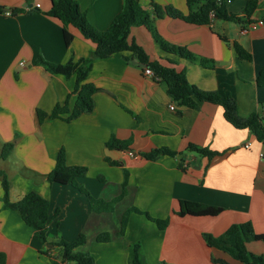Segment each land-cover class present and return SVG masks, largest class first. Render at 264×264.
<instances>
[{
  "label": "crops",
  "instance_id": "obj_1",
  "mask_svg": "<svg viewBox=\"0 0 264 264\" xmlns=\"http://www.w3.org/2000/svg\"><path fill=\"white\" fill-rule=\"evenodd\" d=\"M76 1L101 31L124 6V0ZM248 1L232 0L226 4L227 10L241 15ZM258 1L251 23L264 19V0ZM140 2L149 8L155 2L188 12L186 0ZM51 5V0H0V6L11 12L24 9L11 15L5 14L6 10L0 12V155L4 143L14 142L7 158L0 156V169L7 173L11 200L31 191L43 195L50 202L48 239L61 236L71 241L85 234L87 242L78 250L92 254L97 264H130L131 245L138 241L147 264H215L213 258L229 264H260L240 262L209 247L204 238L205 233L220 236L231 225L248 221L257 233H264V144L249 129L229 123L221 105L200 102L196 109L180 106L167 93L166 85L146 74L138 61L128 60L131 53L125 51L94 59L86 80L99 88L93 111L71 121L62 118L69 113L38 121V108L50 112L66 104L70 112L77 93L75 76L52 74L35 61L43 58L64 64L88 58L95 50V44L78 29H65L59 19L46 14ZM29 8L35 11H27ZM249 23L216 18L199 25L169 16L156 21L166 41L213 60V69L164 51L145 27H133L130 39L142 46L151 60L185 72L191 84L234 97L241 117L260 112L264 124V87L257 84L264 68V25L243 33ZM234 42L252 59H241ZM112 136L130 140L129 149L107 148ZM248 142L249 148L245 147ZM190 144L219 154L197 156L187 150ZM162 147L184 155H162L155 160L144 156ZM61 149H65L69 165L88 168L78 181L92 196L113 199L126 171L128 193L121 202L123 208L135 206L154 218L169 217V225L160 229L136 214L131 216L125 235L116 237L117 227L110 215L93 213L88 198L73 186L49 181ZM183 159L185 169L180 167ZM2 198L0 180V251L6 254V264H51L58 248L41 243L18 212L4 207ZM183 200L225 210L217 217L182 216L178 211ZM103 232L112 234L110 241H97ZM247 249L264 256L262 242H249Z\"/></svg>",
  "mask_w": 264,
  "mask_h": 264
},
{
  "label": "trees",
  "instance_id": "obj_2",
  "mask_svg": "<svg viewBox=\"0 0 264 264\" xmlns=\"http://www.w3.org/2000/svg\"><path fill=\"white\" fill-rule=\"evenodd\" d=\"M51 8L46 12L47 15L59 19L65 29L73 26L78 29L82 35L91 40L95 44V50L88 58L79 60H69L64 64H55L43 58L35 61L36 65L43 66L52 74L64 76H75L76 86L75 92L77 99L73 109L69 112L66 104L55 106L50 112L41 108L37 109V118L39 122L47 118L54 119L62 117V114L69 113L68 116L62 117L66 121H71L82 113L91 112L94 109V94L99 88L93 83L86 82L89 72L92 68L95 58H105L115 53L128 51L131 53L128 60H136L145 68L153 71V77L166 85L167 93L180 106L189 109H196L200 102H208L221 105L224 109L226 120L238 129H249V131L264 144V124L260 112H254L248 117H241L237 100L228 95L222 96L217 91H205L194 84H191L185 72H178L171 66H166L157 60H151L144 48L136 43L134 39H130L133 27L142 26L148 29L156 43L166 52L179 55L191 63L199 64L204 68L213 69L215 62L205 57L192 53L187 47L176 46L166 41L159 33L156 27V21L166 16L179 18L193 24H209L211 13L215 12L214 19H223L228 21H247L251 22V16L258 7V0H249L242 14H234L227 10L226 2L218 3L217 0H186L188 12L185 14L172 5H161L151 2L150 8L142 5L140 0H124L123 9L115 16L110 26L106 30H98L87 18V14L83 12L76 0H51ZM6 10L4 6H0V12ZM22 8H14L13 13L23 11ZM27 11H35L29 8ZM233 47L237 55L241 59L251 60L252 55L238 42L233 43ZM257 84L264 87V68L258 75ZM130 140H120L112 136L106 146L109 149L128 150ZM14 149V142H6L1 148V157L6 159ZM187 150L199 153L209 158L219 154L217 151L209 148L200 147L190 144ZM184 155V153L176 152L168 148H154L146 152L144 156L147 159L155 160L162 155ZM183 158V156H182ZM117 164L116 162H111ZM180 167L185 169L184 159L180 163ZM88 168L84 166H71L67 163V154L65 149H61L58 153L55 166L48 176L51 183L60 185H71L80 193L88 198L90 210L96 214H109L115 211V204L123 201L128 193V173L125 171V180L122 184L121 191L111 200L96 198L90 194L88 189L81 184L78 179L83 178L88 173ZM0 180L3 187V203L4 207L18 212L25 222L34 229L35 236L43 244H51L58 248V255L52 260V264H61L62 262L72 261L76 264H97L92 254L78 250L86 244L87 236L83 233L79 234L75 239L68 241L59 236L56 240L50 241L47 236L50 216V202L47 198L36 191L25 194L17 201L10 198V184L5 170L0 169ZM223 207L207 205L196 201L183 200L179 215H189L193 217H217L223 213ZM141 213V211L131 206L125 209L120 215V229L117 230L118 237H123L126 233L131 213ZM149 219L155 221L160 229H165L170 218L155 219L147 215ZM110 232H103L97 237L99 242H107L111 240ZM205 241L209 247H216L231 255L234 259L243 262H258L264 264V256L257 255L247 249L249 242H262L264 244V233H257L252 222L237 223L231 225L225 233L220 236L212 234H204ZM139 242L131 245L129 261L130 264H147L142 257V248ZM61 260V262L58 261ZM6 254L0 251V264H6ZM215 264H229L224 260L213 258Z\"/></svg>",
  "mask_w": 264,
  "mask_h": 264
},
{
  "label": "rangeland",
  "instance_id": "obj_3",
  "mask_svg": "<svg viewBox=\"0 0 264 264\" xmlns=\"http://www.w3.org/2000/svg\"><path fill=\"white\" fill-rule=\"evenodd\" d=\"M195 155H197L198 156V154L197 153H194ZM124 182V181H123ZM123 182H122V184H123ZM122 184H121V186H120V191H121V187H122ZM127 196V195H126ZM131 207V206H130ZM139 209V208H138ZM140 210V209H139ZM125 211V208H123V206H122V204H121V201H119L118 203H116L115 204V211L114 212H111V213H109L108 215H110V219H111V223L113 224V226L115 227H117V230H119L120 229V224H119V219H120V215L121 214H123V212ZM141 211V213H134V212H132L131 213V215H130V218H131V216L132 215H136L137 214V216H139V217H144L146 220H148V222L149 223H152V224H155V225H157L156 223H155V221H153V220H151V219H149L148 218V216L147 215H150V217H152V215L147 211V210H140ZM130 218H129V221H130ZM152 218H154V217H152ZM168 218V217H167ZM155 219H158V218H155ZM162 219H165V218H162ZM128 224H129V222H128ZM158 227V226H157ZM159 228V227H158ZM117 233V232H116ZM112 236V235H111ZM115 236L116 237H118V235L117 234H115ZM39 240V239H38ZM139 242V241H138ZM140 243V242H139ZM141 244V243H140ZM59 253V252H58ZM141 253H142V257H144V255H143V251H141ZM144 259V262L146 263V261H145V257L143 258ZM51 264H52V261H51Z\"/></svg>",
  "mask_w": 264,
  "mask_h": 264
},
{
  "label": "built area",
  "instance_id": "obj_4",
  "mask_svg": "<svg viewBox=\"0 0 264 264\" xmlns=\"http://www.w3.org/2000/svg\"><path fill=\"white\" fill-rule=\"evenodd\" d=\"M217 1H218L219 4H221L222 2H226V3L228 4V3H231L232 0H217ZM36 7H40V4H37ZM5 14H7V15H11L12 12L9 11V10H6V11H5ZM214 18H215V12H212V13H211V19L214 20ZM258 24H259V25H264V19H260V20L257 21V22H252V23L250 22V23L247 25V27L243 28L242 32L245 33V32H247L250 28H255ZM21 64L23 65L24 63H21ZM145 73L148 74V75H153V74H154L153 71H152V69H150V68H145ZM170 108L174 110V109L176 108L175 104H172V105L170 106ZM250 146H251V143H250V142H248V143L245 144V147H247V148H249ZM128 153H129V154H134L132 151H129Z\"/></svg>",
  "mask_w": 264,
  "mask_h": 264
},
{
  "label": "water",
  "instance_id": "obj_5",
  "mask_svg": "<svg viewBox=\"0 0 264 264\" xmlns=\"http://www.w3.org/2000/svg\"><path fill=\"white\" fill-rule=\"evenodd\" d=\"M143 65V64H142ZM144 66V65H143ZM50 246H52L51 244H49Z\"/></svg>",
  "mask_w": 264,
  "mask_h": 264
}]
</instances>
